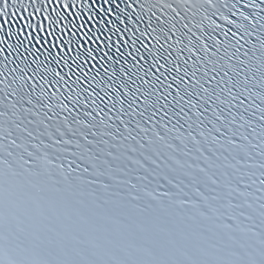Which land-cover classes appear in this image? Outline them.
I'll use <instances>...</instances> for the list:
<instances>
[{"label": "snow or ice", "instance_id": "obj_1", "mask_svg": "<svg viewBox=\"0 0 264 264\" xmlns=\"http://www.w3.org/2000/svg\"><path fill=\"white\" fill-rule=\"evenodd\" d=\"M0 264H264V0H0Z\"/></svg>", "mask_w": 264, "mask_h": 264}]
</instances>
